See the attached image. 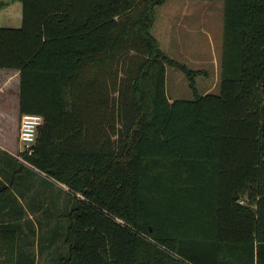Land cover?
<instances>
[{
  "label": "trees",
  "instance_id": "16d2710c",
  "mask_svg": "<svg viewBox=\"0 0 264 264\" xmlns=\"http://www.w3.org/2000/svg\"><path fill=\"white\" fill-rule=\"evenodd\" d=\"M163 1L21 0V26L0 28L20 114L43 119L23 160L89 201L69 215L57 264H264V0H213L223 4L219 93L190 84L189 101L167 99L169 62L149 34ZM125 60L130 81L94 98L108 136L88 141L98 130L74 92L94 85L90 69L116 64L117 75ZM19 229L0 224V264H36L42 247Z\"/></svg>",
  "mask_w": 264,
  "mask_h": 264
},
{
  "label": "rangeland",
  "instance_id": "374dc122",
  "mask_svg": "<svg viewBox=\"0 0 264 264\" xmlns=\"http://www.w3.org/2000/svg\"><path fill=\"white\" fill-rule=\"evenodd\" d=\"M1 24L0 21V26ZM149 34L156 41L159 52L169 62L165 66V94L168 100H192L194 91L198 96L206 92L215 95L219 93L223 42L222 2L164 0L153 9ZM109 65L103 66V69H90L84 82L94 80V85L80 88L73 95L72 105L80 109L85 122L99 131L89 135L88 141L94 139L97 141L108 136L106 127L103 133L98 128L101 122L104 123L105 112L104 106L98 107L103 104L96 105L94 98L99 96L103 101L106 97H116L117 93L112 92V82H116V85L129 82L128 75L124 71L127 67H135L132 61L125 60L122 71L113 75L112 72L119 71L120 68L116 64ZM190 84H193L194 91L190 88ZM68 103H71L70 95ZM16 145L18 149L16 156L21 160V164L29 169L31 180H36V183L40 182L42 185L46 183L42 180L44 174L34 171L23 160L24 157L19 152V144ZM52 183L53 198L56 202L53 215L42 221H30L26 225V231L28 228L34 230L36 234L34 239L31 233L24 234L28 236L26 240L34 242L37 240L42 247L36 264H57L58 258L66 255L67 246L64 244V239L69 215L79 207L80 203L89 204L82 193L73 192L55 181ZM46 185L43 186H49L47 183ZM33 218L42 217L33 216ZM115 221L121 226H126L121 220ZM127 228L132 234L140 236L135 229L128 226Z\"/></svg>",
  "mask_w": 264,
  "mask_h": 264
},
{
  "label": "crops",
  "instance_id": "0c3cea01",
  "mask_svg": "<svg viewBox=\"0 0 264 264\" xmlns=\"http://www.w3.org/2000/svg\"><path fill=\"white\" fill-rule=\"evenodd\" d=\"M0 21V28H19L22 24L21 0H0ZM19 104L20 73L0 70V224L18 223L20 233H28L26 225L53 215L56 202L53 198V180L50 181L45 175L41 177L49 185L45 187L43 185L46 183L42 185L31 180L26 167L16 172L22 165L16 156L21 116ZM40 185L41 188L38 187ZM33 216L42 218L34 219Z\"/></svg>",
  "mask_w": 264,
  "mask_h": 264
},
{
  "label": "built area",
  "instance_id": "2783aa9c",
  "mask_svg": "<svg viewBox=\"0 0 264 264\" xmlns=\"http://www.w3.org/2000/svg\"><path fill=\"white\" fill-rule=\"evenodd\" d=\"M43 124V119L37 114H23L20 116L18 143L22 156L30 157L34 154L38 130Z\"/></svg>",
  "mask_w": 264,
  "mask_h": 264
}]
</instances>
